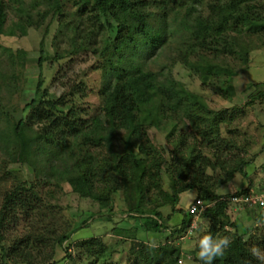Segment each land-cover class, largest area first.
Returning <instances> with one entry per match:
<instances>
[{
    "label": "trees",
    "instance_id": "16d2710c",
    "mask_svg": "<svg viewBox=\"0 0 264 264\" xmlns=\"http://www.w3.org/2000/svg\"><path fill=\"white\" fill-rule=\"evenodd\" d=\"M87 4L95 10L96 18L103 16L106 20L101 31L106 46L101 54H109L100 93L103 115L89 120L75 107V99L85 93L83 81L61 84L59 94L43 88L42 65L48 57L43 40L53 22L59 27L63 24L61 0H0V36L25 35L30 27L41 34L36 60L38 81L25 112L11 116L4 109V96H0V152L7 145L6 131H10L16 141L15 162L30 171L23 173L18 168L21 174L7 163L0 169V183H12L4 189L0 205V264H57L53 260L56 246L65 251L63 260L76 257L83 264H115L109 261L113 250L90 221L103 215L118 232L115 234L120 242L135 240L139 248L151 243L152 238L160 241L159 260L154 257L153 263H146L141 253L127 251L128 264H180L182 250L175 240L194 233L196 243L191 254L195 264H264V238L245 239L227 213L230 206H240L258 211L256 220L264 219V211L258 206L231 200L250 191H264V164L261 180L255 184L247 172L251 165L247 158L249 144L239 139L237 131L230 129L231 121H226L241 115L254 99L264 97V91L259 90L264 81L246 84L243 105L207 111L195 102L197 92H189L173 76L144 70L135 63L142 47L151 54L166 41V24L158 28L149 24L146 0H80L77 10ZM187 10L180 25L188 31V37L177 45L175 61L188 69L194 81H200L203 90L211 82L234 97L236 76L250 68L252 50L264 45V0H190ZM71 39L73 49L82 47L74 37ZM85 40L89 43L90 35ZM63 56L55 54L53 58ZM24 58L0 45V90L5 87L8 94L18 92ZM62 75L58 72L56 79L64 80ZM185 119L193 128L189 140L181 133L185 130L179 129ZM223 121L228 122L229 134L228 130L221 133L219 125ZM153 125H162L166 140L173 139L176 147L172 162L164 169L158 147L148 134ZM238 174L242 182L246 181L245 187L218 194L217 189L232 184ZM61 184L68 185L69 193L97 204L98 212L85 218L81 214V219L66 222L61 229L63 207L49 200L58 199L54 188ZM186 191H193L194 196L180 206L179 197ZM118 192L125 202L121 209L126 215L121 220L128 225L125 227H119L113 218L114 195ZM197 199L206 207L191 229L193 215L189 210ZM167 206L170 210L164 216ZM130 219L139 221L132 232ZM20 222L29 231L8 240V227ZM229 225L233 232L225 235L230 241L225 246L219 238ZM84 229L91 234L72 236ZM204 237L209 244L201 258L198 253Z\"/></svg>",
    "mask_w": 264,
    "mask_h": 264
},
{
    "label": "rangeland",
    "instance_id": "374dc122",
    "mask_svg": "<svg viewBox=\"0 0 264 264\" xmlns=\"http://www.w3.org/2000/svg\"><path fill=\"white\" fill-rule=\"evenodd\" d=\"M61 2L63 3L61 9L63 14L62 28L58 26L57 22H53L48 35H46L43 40L45 55H48L42 65L43 88L59 94L62 91L60 87L61 84L68 85L73 80H81L85 84V93L83 97L75 99V107L83 118L88 120L95 116L102 117V99L100 93L103 86L105 70L109 68L106 63V58L109 54H101V51L106 46V44L104 45L102 42L101 37V31L104 30L103 26L106 20L103 16H98V18L95 17L96 12L92 9L91 4L85 5L78 11L80 0H61ZM146 3L148 4L147 9L151 14L149 24L154 28H158L165 23L167 35L165 36L166 41L153 53H146L144 47L140 49L139 53H137L138 55L135 56V63L138 67L153 72L161 71L165 76H173L179 84H183L186 90H189V92L191 90L197 92L200 97L198 96L199 99L196 98L195 102L211 112H218L223 109L229 110L230 108L233 109L237 104H239V106L243 105L248 93V91H244L246 84L248 82L257 83L264 81L263 45L252 50L250 68L236 76L235 85L237 93L234 97H229L225 91H221L211 82L205 85V88L208 89L203 90L200 81L197 79V81H194L195 79L191 77L192 75L188 69L174 59L178 56V50L176 49V47H178L177 45L184 42L188 37V31L180 25V20H182L185 13H187V5L190 3V0H146ZM74 27L77 32H74ZM40 35L41 34L37 30L30 27L27 29L25 35L17 33L14 36H0V45L11 48L15 54L18 53L19 58L24 56L26 62L24 76L21 77L17 85L18 92L13 94L11 92V94H8L6 93L5 87L0 90V96H4L3 98L1 97L4 109L11 116H21L25 112L24 108L26 104L34 96L33 93L39 74L36 60L38 59L37 48L41 40ZM87 35H90L89 43L85 40ZM72 37L76 39L78 45H82L77 51L72 47ZM256 43L258 44V42ZM55 54L64 56L61 59H56L53 58ZM58 72H62L64 80L56 79ZM259 90L264 91V85L261 86ZM201 99L203 100L201 101ZM252 103L253 105L243 109L241 115L231 116V120L226 121H231L230 129L236 130L238 138L249 144L247 150L249 154L247 158L251 161V165L248 166L247 172L253 177V182H258V180H261V167L264 164V97H258L254 99ZM227 124L228 122L223 121L219 125L221 133H227ZM179 129L185 130V132L182 131L181 133L187 134L186 139L189 140L191 138V129L193 128L188 119H185L184 123L180 122ZM229 131L230 130H228L227 134H229ZM148 134L151 141L158 147L161 158L164 161L161 167L164 169L170 161L172 162L173 156L176 154L174 141L171 138L166 140V131L162 125L150 126ZM6 135L7 145L0 152V169L3 164L6 165L7 163L9 168H15L20 173L21 171L18 168H21L23 173H29L30 171L27 166L24 165L22 167L18 162H15V155H13L16 151L15 137L10 131H6ZM232 182V184L219 187L217 189L218 194L226 192L232 193L237 189H243L246 185V181L243 180L242 182V178L239 174L236 175ZM11 185V180L0 183V205L4 189H9ZM54 189L56 190L58 199L49 198V200L51 203L58 201L63 207L59 215L61 220L60 223L62 224L61 229L65 227L66 222L71 223L81 219V214L84 216L83 218H85V215L89 216L90 213H95L99 210L97 204L94 202L87 199L82 200L74 193H69L70 188L66 184H61L60 187L56 186ZM153 195L152 197L155 198ZM193 196V191L181 193L179 205H186ZM148 205L150 206L149 203ZM124 208L125 202L122 199V193L118 192L114 195L113 218L114 221L118 222L119 227L128 226L122 223L123 221L121 222V220L126 217L125 214L121 213V209ZM169 210V206L163 209L164 216L169 213ZM227 213L230 219L235 221L238 225V231L245 239L249 240L251 236H258L261 239L264 238V219L262 221L256 220L257 216H259V214H257L259 213L258 211L256 212L253 209L250 210L240 206H230ZM103 216H94L92 218L93 220L90 221L91 224L96 226L95 228H97L99 232L98 235H100L102 240L113 250V254H111L109 261L115 264H128L125 262L127 251H129V253L133 251V253H137L138 255L141 253L143 256L141 259L143 258L146 263L147 261L148 263H153L156 260L154 257H157L158 254L160 255V241L158 238H152L151 243L148 242V244L139 248L137 244H134L136 242L135 240L120 242L119 237L116 235L118 232L116 233L114 229L111 228L112 223L105 220ZM129 222L131 226L129 227L130 232H132L135 225L139 224V221L130 219ZM78 224L79 222L74 226ZM8 228H10L6 234L8 240L15 236H21L29 231V228L24 222H20L17 226L11 224ZM232 232L233 228L230 225L227 226L224 234L220 236L219 242L225 238V235L230 236ZM87 233L91 234L89 230L84 229L77 233L75 232L72 236L83 238ZM122 237L124 238V236ZM175 243L179 244L182 250L180 264H195L194 256L191 253L196 243V233L184 237L181 240L176 239ZM64 254L65 251L63 248L56 246L53 260L58 262L57 264H83L82 261L79 262L76 257H74V260L69 258L63 260ZM144 255L147 256L146 260ZM157 260H159V257H157Z\"/></svg>",
    "mask_w": 264,
    "mask_h": 264
},
{
    "label": "built area",
    "instance_id": "2783aa9c",
    "mask_svg": "<svg viewBox=\"0 0 264 264\" xmlns=\"http://www.w3.org/2000/svg\"><path fill=\"white\" fill-rule=\"evenodd\" d=\"M231 200L234 202H240L241 205H250L253 207L258 206L262 211H264V191L260 194H256L253 191H250V193H247L246 195L234 196L231 198ZM205 207L206 204L201 199L195 200V203L190 207L189 211L193 215L191 229L196 226V221L198 220L199 215L202 213Z\"/></svg>",
    "mask_w": 264,
    "mask_h": 264
},
{
    "label": "clouds",
    "instance_id": "9594fccd",
    "mask_svg": "<svg viewBox=\"0 0 264 264\" xmlns=\"http://www.w3.org/2000/svg\"><path fill=\"white\" fill-rule=\"evenodd\" d=\"M230 243V241L227 238H224L223 240H221L220 244H224L225 246H227ZM201 244L203 246L202 250L198 253V256L203 258L205 253L208 251V244H209V240L208 237H204L201 240ZM220 244L216 245V251L219 253L220 252ZM209 260H211V256L207 257Z\"/></svg>",
    "mask_w": 264,
    "mask_h": 264
}]
</instances>
